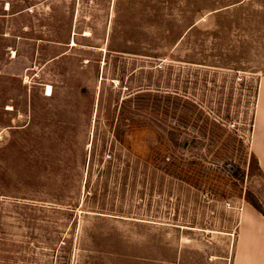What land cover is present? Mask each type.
Returning <instances> with one entry per match:
<instances>
[{
  "label": "rangeland",
  "instance_id": "374dc122",
  "mask_svg": "<svg viewBox=\"0 0 264 264\" xmlns=\"http://www.w3.org/2000/svg\"><path fill=\"white\" fill-rule=\"evenodd\" d=\"M262 76L264 0H0V264H233Z\"/></svg>",
  "mask_w": 264,
  "mask_h": 264
},
{
  "label": "crops",
  "instance_id": "0c3cea01",
  "mask_svg": "<svg viewBox=\"0 0 264 264\" xmlns=\"http://www.w3.org/2000/svg\"><path fill=\"white\" fill-rule=\"evenodd\" d=\"M243 1L214 10L215 13L242 5ZM256 128L252 149L264 172V76L259 80L256 104ZM233 264H264V215L252 205H243L234 230Z\"/></svg>",
  "mask_w": 264,
  "mask_h": 264
},
{
  "label": "bare ground",
  "instance_id": "6f19581e",
  "mask_svg": "<svg viewBox=\"0 0 264 264\" xmlns=\"http://www.w3.org/2000/svg\"><path fill=\"white\" fill-rule=\"evenodd\" d=\"M48 94L50 95L51 94V87H48ZM9 110H11V107L9 106V108H8Z\"/></svg>",
  "mask_w": 264,
  "mask_h": 264
},
{
  "label": "trees",
  "instance_id": "16d2710c",
  "mask_svg": "<svg viewBox=\"0 0 264 264\" xmlns=\"http://www.w3.org/2000/svg\"><path fill=\"white\" fill-rule=\"evenodd\" d=\"M262 215H264L255 205H253Z\"/></svg>",
  "mask_w": 264,
  "mask_h": 264
}]
</instances>
